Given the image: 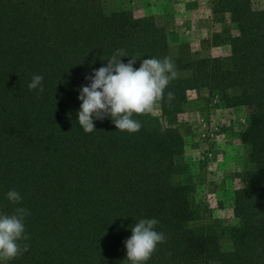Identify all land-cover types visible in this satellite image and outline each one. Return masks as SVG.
<instances>
[{
  "label": "trees",
  "instance_id": "16d2710c",
  "mask_svg": "<svg viewBox=\"0 0 264 264\" xmlns=\"http://www.w3.org/2000/svg\"><path fill=\"white\" fill-rule=\"evenodd\" d=\"M210 4L236 27L223 32L225 57L174 54L152 17L108 0H0V212L30 211L29 249L0 257L5 264H131L124 241L152 218L167 241L144 264H264V8L253 0ZM121 48L175 61L178 77L157 105L163 115L182 112L189 92L202 90L244 109L239 140L248 166L233 193V226L207 221L206 207L193 201L176 128L149 130L150 113L133 114L142 124L136 133L117 130L110 117L95 120L92 133L79 125L85 76ZM34 74L44 78L43 93L28 89ZM12 189L20 205L7 199Z\"/></svg>",
  "mask_w": 264,
  "mask_h": 264
},
{
  "label": "rangeland",
  "instance_id": "374dc122",
  "mask_svg": "<svg viewBox=\"0 0 264 264\" xmlns=\"http://www.w3.org/2000/svg\"><path fill=\"white\" fill-rule=\"evenodd\" d=\"M111 8L130 10L137 17H152L167 34L174 54L195 58L228 56L230 48L221 41L236 27L227 14H214L211 0H108ZM256 9L264 0H253ZM218 38V40H216ZM186 55V54H185ZM247 123L243 108L226 107L207 91L189 92L183 111L163 115L159 107L150 113L146 125L151 131L176 128L185 141L182 157L188 166L182 180L193 187L192 199L206 207L207 221L233 226V193L240 186L248 166V148L239 140ZM228 247V244H224ZM0 264H5L0 258Z\"/></svg>",
  "mask_w": 264,
  "mask_h": 264
},
{
  "label": "clouds",
  "instance_id": "9594fccd",
  "mask_svg": "<svg viewBox=\"0 0 264 264\" xmlns=\"http://www.w3.org/2000/svg\"><path fill=\"white\" fill-rule=\"evenodd\" d=\"M122 57H131L127 63ZM128 56L124 49H116L107 58V64L99 69H91L85 76L89 83L81 85L78 99L82 102L78 112V123L85 133L95 131V120L110 117L119 131L136 133L142 128L141 122L132 119L133 114L152 113L159 102L164 100L165 89L178 77L175 61L171 57L163 59H140ZM140 60L139 68H134ZM43 76L34 74L28 89L44 92ZM167 102L174 100L172 91L167 92ZM7 199L20 205L22 196L15 189L9 190ZM30 211L16 207L12 213L0 212V257L14 259L27 252L29 239L25 229V218ZM159 221L155 218L140 219L131 228L132 235L124 241L127 260L131 264H144L165 243L167 237L155 230Z\"/></svg>",
  "mask_w": 264,
  "mask_h": 264
}]
</instances>
